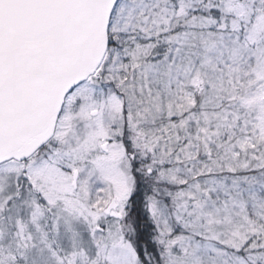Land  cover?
Listing matches in <instances>:
<instances>
[{"label": "snow or ice", "instance_id": "1", "mask_svg": "<svg viewBox=\"0 0 264 264\" xmlns=\"http://www.w3.org/2000/svg\"><path fill=\"white\" fill-rule=\"evenodd\" d=\"M0 264H264V0H0Z\"/></svg>", "mask_w": 264, "mask_h": 264}]
</instances>
